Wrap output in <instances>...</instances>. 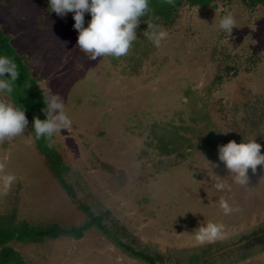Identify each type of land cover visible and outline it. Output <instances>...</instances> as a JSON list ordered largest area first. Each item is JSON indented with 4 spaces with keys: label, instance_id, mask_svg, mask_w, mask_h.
Masks as SVG:
<instances>
[{
    "label": "rangeland",
    "instance_id": "374dc122",
    "mask_svg": "<svg viewBox=\"0 0 264 264\" xmlns=\"http://www.w3.org/2000/svg\"><path fill=\"white\" fill-rule=\"evenodd\" d=\"M226 15L236 21L232 33L219 28ZM73 16L50 12L48 0H0L3 31L29 59L46 99L59 95L71 119L50 145L69 168L64 179L72 188L70 197L27 125L0 141V178H16L0 194V215L16 206L32 225L70 228L88 221L83 204L156 264H264V166L249 169V183L239 185L218 159L229 139L256 140L264 154V115L257 113L258 132L240 120L233 129L208 107L214 97L230 103L248 90L264 98V7L243 0H218L202 13L186 7L136 68L129 64L140 60L135 41L124 57L90 59L77 48ZM90 20L86 13L85 27ZM217 75L223 81L213 86ZM0 102L14 106L6 94ZM220 199L239 211L224 215ZM207 223L223 224L224 232L201 245L194 232ZM10 245L28 264H143L94 229L81 240Z\"/></svg>",
    "mask_w": 264,
    "mask_h": 264
},
{
    "label": "clouds",
    "instance_id": "9594fccd",
    "mask_svg": "<svg viewBox=\"0 0 264 264\" xmlns=\"http://www.w3.org/2000/svg\"><path fill=\"white\" fill-rule=\"evenodd\" d=\"M165 2L173 4L174 0ZM48 4L49 11L59 17L74 13V29L79 33L77 48L92 60L99 57L119 59L126 56L137 40L136 29L139 27L140 18L151 12L150 0H48ZM86 13L91 16L87 27ZM235 26L236 21L232 15L224 16L219 24V28L227 33H232ZM166 37V32L154 31L149 39L159 47ZM19 75L18 66L13 60L0 56V94L11 95ZM44 103L46 107L42 111L47 118H34L33 128L35 139L50 141L56 133L71 126V119L65 114L64 102L59 95L44 98ZM28 123L25 109L0 102V141L22 135ZM261 149L262 145L256 140L239 144L230 141L226 145L218 146V159L234 176L236 184L245 185L249 183L248 170L251 169L255 173L258 166H264V154ZM2 167L3 165H0V169ZM15 179L12 175L0 178V194L6 195ZM216 187L223 190L225 185L217 184ZM218 204L226 216L239 211L238 208L231 207L225 199H220ZM224 227L223 224L217 223L200 226L194 232L195 240L201 245L216 241L221 238Z\"/></svg>",
    "mask_w": 264,
    "mask_h": 264
},
{
    "label": "trees",
    "instance_id": "16d2710c",
    "mask_svg": "<svg viewBox=\"0 0 264 264\" xmlns=\"http://www.w3.org/2000/svg\"><path fill=\"white\" fill-rule=\"evenodd\" d=\"M218 0H174L173 4H168L165 0H150L151 12L140 18L138 27L139 34L135 41L133 50L139 52L138 59H129V64L136 68L144 56L146 51L153 50L154 43L149 39L154 31L170 30L177 25L181 19L182 11L188 7L190 9H197L202 13L210 7L214 6ZM249 8H256L258 6L264 7V0H243ZM150 25L151 27H149ZM138 47H141L139 50ZM0 56H7L12 59L18 66L19 79L15 82L14 92L9 95L15 107L25 109V115L29 121L31 133L35 139L33 128L34 118L45 120L47 117L43 113L46 107L44 98L46 99L43 90L39 86V78H37L33 69L27 64L29 60L27 56L18 53L17 49L12 44V38L6 35L0 25ZM139 61V63H138ZM137 62V63H136ZM233 68H226L229 74ZM7 76V74H6ZM223 81L222 75H217L213 86L221 84ZM211 85V86H212ZM30 86V87H26ZM209 110L221 121L231 120L233 122V129L240 128L236 121L243 122L244 127L259 131L258 123L264 106V98L261 95H253L249 90L242 91L241 95L233 102L224 103L222 99L215 98L208 103ZM207 105V104H206ZM259 113L260 117H257ZM230 117V118H229ZM246 125V126H245ZM226 128L224 124L219 125ZM219 130V129H218ZM221 133V131L219 130ZM221 136L223 134L221 133ZM227 136H229L227 134ZM232 136V135H231ZM53 139V138H52ZM52 139H35V146L39 154L45 160L50 172L60 183L61 187L72 197V188L65 181L64 175L69 172V168L64 165L62 158L52 149L50 142ZM230 141L232 139H229ZM233 141V140H232ZM86 216L88 221L80 226H73L64 228L61 225L53 226H35L27 220L19 217L18 209L14 206L9 212L0 215V264H28L22 257L21 253L16 251L10 244L16 242L23 245L41 247L45 245L48 240H58L62 236L81 240L88 231L97 230L102 233L108 240L115 244L119 249L127 253L131 258L142 262L143 264H156V259L147 254L144 250L133 249L132 245L124 244L120 236L116 238L117 228L113 226L108 227L105 224L104 217L94 214L86 205H77ZM222 258H220L221 260ZM214 261V260H213ZM204 262H200L203 264Z\"/></svg>",
    "mask_w": 264,
    "mask_h": 264
},
{
    "label": "water",
    "instance_id": "95a60500",
    "mask_svg": "<svg viewBox=\"0 0 264 264\" xmlns=\"http://www.w3.org/2000/svg\"><path fill=\"white\" fill-rule=\"evenodd\" d=\"M239 246H233V247H230V248H227L226 250H224L223 252H226V251H229V250H234V249H236V248H238ZM223 252H221V253H223ZM218 255H220V254H216L215 256H218Z\"/></svg>",
    "mask_w": 264,
    "mask_h": 264
}]
</instances>
